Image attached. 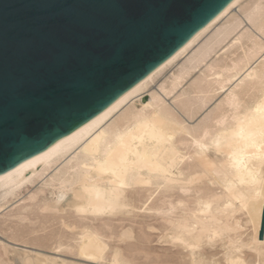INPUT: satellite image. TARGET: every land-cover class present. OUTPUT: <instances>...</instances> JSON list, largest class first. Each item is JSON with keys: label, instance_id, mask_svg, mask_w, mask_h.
<instances>
[{"label": "bare ground", "instance_id": "1", "mask_svg": "<svg viewBox=\"0 0 264 264\" xmlns=\"http://www.w3.org/2000/svg\"><path fill=\"white\" fill-rule=\"evenodd\" d=\"M235 5L249 26L231 13L194 47L199 37ZM182 55H187L185 60L169 70L170 75L166 73L167 79L157 83L160 92L148 88ZM199 65H203L200 73L176 92L186 77L197 71L196 67L199 70ZM262 74L264 0H233L110 106L0 176V214L6 204L9 208L0 215V228L6 220L14 222L7 226L11 231L24 222L39 221V227L34 228L30 222L33 229L18 230L19 241L27 244L24 234L33 236L45 228L47 231V224L58 223L47 235L36 233L33 240L47 239L55 245V251L72 252L83 259L90 256L92 259L85 260L92 263L107 260L110 264H145L135 254L127 255L120 244L114 242L111 247L109 242H132L133 224L143 225L140 217L159 218L158 229L155 224H145L147 232L162 231L163 241L184 250V264H264V228L263 237H259L264 183H252L253 176L258 181L264 179V162L257 158V149L246 147L248 120L259 117L254 110L264 102L260 89L253 86L258 85ZM219 92L222 95L216 101ZM242 94L247 98L238 110L237 98ZM166 95L172 96L175 106L165 101ZM201 111L202 116L194 118ZM193 119L197 121L192 123ZM213 132L219 136V148L212 139H205ZM224 132L228 133L226 137L220 135ZM38 167L42 174L48 168L52 171L44 174L45 178L40 174L43 179L39 186L34 185L36 188L27 194L22 192L18 202L9 206L22 186L33 183L35 176L31 175ZM215 244L221 248L218 256L204 252L205 246L213 250ZM0 245V264H73L53 261L52 256L50 260L9 250L3 242Z\"/></svg>", "mask_w": 264, "mask_h": 264}, {"label": "water", "instance_id": "2", "mask_svg": "<svg viewBox=\"0 0 264 264\" xmlns=\"http://www.w3.org/2000/svg\"><path fill=\"white\" fill-rule=\"evenodd\" d=\"M233 0H0V176L98 115ZM264 208L259 237H263Z\"/></svg>", "mask_w": 264, "mask_h": 264}, {"label": "rangeland", "instance_id": "3", "mask_svg": "<svg viewBox=\"0 0 264 264\" xmlns=\"http://www.w3.org/2000/svg\"><path fill=\"white\" fill-rule=\"evenodd\" d=\"M236 8V9H235ZM237 12V13H236ZM229 13V14H228ZM227 14H225L222 18H220L213 26H211L204 34H202L200 37H199V39L193 44L194 45V47H197V45L198 44H200L201 43V40L203 41V40H205L206 38H207V36H209V34H211V31H213L217 26H219L218 24H221L222 22H224L229 16H231L232 14L237 18V20H239V21H241V19L243 18V15H242V13H241V11H240V9H239V6H237V5H235V6H233L231 9H230V11L228 12ZM232 13V14H231ZM238 13H240V14H238ZM237 14V15H236ZM228 15V16H227ZM226 16V17H225ZM240 16H242V17H240ZM225 17V18H224ZM240 17V18H239ZM221 19L223 20V21H221ZM244 20V21H243ZM243 24L245 25L246 23V25H248L249 26V23L247 22V20L246 19H244L243 18ZM246 20V21H245ZM244 25H240L242 28H245V27H247V26H244ZM240 29V28H239ZM224 43H222L221 45H223ZM194 47H191V49L192 48H194ZM193 50V49H192ZM191 50H190V48L186 51V52H188V54H189V52H190ZM186 54V53H185ZM184 54V55H185ZM184 55H182L183 56V58H182V56H180V58L178 57L177 59H176V61H174L173 63H172V66H168L165 70H163L162 71V73L160 74L161 76H156L155 77V79H154V82L152 81V84L150 83V86L151 87H148V88H150L151 90H154V91H158V92H160V90H158L159 89V87L158 86H156V85H158L159 83H160V81H163V80H165V79H167V77H168V75H170V73H171V71L172 70H175L176 68L175 67H177L178 66V63L179 62H181V61H183V60H185V57L187 56H185L184 57ZM212 56H213V54H212ZM209 58H211V57H209ZM209 58H207V60L206 61H208L209 60ZM177 64V65H176ZM205 64V62H203V65ZM203 65H199V70H198V68L196 67V69H197V71H195L194 69L192 70V73L193 74H189L187 77H186V79H185V82H184V84L182 83L180 86L181 87H179L178 89H176V92L178 91V90H180L181 88H186L187 87V85H188V81H190L193 77H195L197 74H199L200 73V71L202 70V68H200V67H203ZM170 68V69H169ZM173 68V69H172ZM169 70H171L170 72H169ZM168 72V73H167ZM168 75H167V74ZM164 75V76H163ZM158 77V78H157ZM190 77V78H189ZM188 79V80H187ZM187 81V82H186ZM159 82V83H158ZM158 83V84H157ZM153 85V86H152ZM154 87V88H153ZM223 92V91H222ZM222 92H219L215 97H217V98H215L216 99V101H217V99H219L218 97H219V95L221 96L222 95ZM175 93V92H174ZM221 93V94H220ZM173 95V94H172ZM167 96L169 97V98H167ZM164 98H166L165 99V101L166 102H168L169 104H171V105H174L175 106V104H173V101H172V96H170V95H166V96H164ZM214 98L212 99V100H214ZM171 99V100H170ZM168 100V101H167ZM171 102V103H170ZM213 103L215 102V101H212ZM212 102H210V103H212ZM213 103L210 105L209 104V107H211L212 105H213ZM208 106V105H207ZM206 106V110L209 108V107H207ZM206 110H202L203 111V113L206 111ZM202 111H201V113H199V116H198V114L196 115V117H194V118H197V119H199L200 118V115L202 116ZM190 120H192V119H190ZM189 120V121H190ZM197 120L195 119V122H196ZM192 122V121H191ZM194 122V119H193V122L192 123H195ZM54 167L56 166V165H53ZM53 166L51 167V169L53 170L54 168H53ZM40 167H38L36 170H38V171H36V175L34 174H32L31 176H35V177H32L34 180H33V183H30V184H25L24 186H22L21 187V189H20V193H19V195H17L15 198H13L9 203H12V204H9V206L10 205H12L13 206V204L15 205L17 202H16V200L17 199H19L21 196H22V192H23V194H27L28 193V191H30V190H33L34 189V187L36 186H39V184H40V182L42 181L40 178H42V177H39L40 176V174H41V176H43L44 178H45V176H44V174L46 175V173L47 174H49L52 170L51 169H47L46 171V173H44L45 172V170H44V174H42V172L40 173V169H39ZM43 171V170H42ZM37 173H38V175H37ZM38 177V179L39 180H35L37 177ZM43 179V178H42ZM39 182V183H38ZM32 184V185H31ZM27 185V186H26ZM30 185H31V189H30ZM35 185V186H34ZM26 186V187H25ZM25 187V188H24ZM29 187V188H28ZM35 187V188H36ZM22 190V191H21ZM25 191H27L26 193H25ZM14 201L16 202V203H14ZM7 206H5V207H7L8 208V204H6ZM4 207V208H5ZM7 208L6 209H2L3 210V212H6L7 211ZM9 209V208H8ZM1 210V211H2ZM2 212V213H3ZM1 213V214H2ZM55 213H59V212H55ZM0 214V215H1ZM142 217H140V221L143 223V225H142V227H138L136 224H133V227H134V235H135V239L134 238H131V240H132V242H130V241H128V242H125V243H127V244H125L124 245V242H120V243H117V241H115V240H112V241H110L109 243H110V246L111 247H113L114 245V242H115V245H118V244H120L119 245V247H121V248H123L124 249V251L126 252V254L127 255H136L137 256V259L138 260H140L141 262H143L144 261V263L145 264H173V263H175V264H184V250H182L179 246L177 247V246H175L174 244H170V242H168V241H163V240H165V239H161L162 238V231H160V232H158V230H156V229H158L157 227L158 226H160L161 225V221H160V219L159 218H147V217H143V219H141ZM145 219H147V221L145 220ZM149 219V220H148ZM7 221V222H6ZM5 221V223L4 224H2L1 225V228H0V244H2V242H3V245H5V247L6 248H8L9 250H16V251H19V252H25V253H27V254H29V255H34V256H39V257H41V258H43V256H44V258L46 257L47 259H50V260H52L53 259V261H66L67 260V262L69 261V262H72L73 261V264H89V262L90 263H92V261L90 260H85V258L83 259L82 257H78V255L77 254H74V253H72V252H70V253H72V254H68V253H65L64 252V250L63 251H59L57 248H56V251H55V245L54 244H52L51 243V241H49V240H47V239H41V240H38V241H36V240H33V238H35V237H33V236H35L36 235V233H39L40 232V234H37V235H47L48 233H50V230H52V229H55L57 226H59V224L57 223H54V225H48L47 224V226L46 227H48L47 228V231H46V228L44 229L46 232H44V230H42L43 232H44V234L43 233H41L42 231H37L36 233L34 232L33 233V236L30 234V235H26V234H24L25 235V239L24 240H27V244H25V242H23L22 241V239L19 241V236L17 235V234H19L20 232L18 231V230H21V231H28L29 229H30V227H31V229H33V227L35 228V226H38L39 227V221L37 222H35L34 223V221L32 222V221H29V222H24L21 226H19L17 229L18 230H15V228H14V230L13 231H11V230H9L8 228H7V226L8 225H14V222L13 221H8V220H6ZM117 220H115L113 223H115ZM144 221V222H143ZM151 221V222H150ZM152 221H153V223H152ZM155 221V222H154ZM31 222V223H30ZM11 223V224H10ZM35 224L33 227H32V225L29 227V225L28 224ZM37 223V224H36ZM117 223H118V221H117ZM117 223H115V224H117ZM146 223H151L152 225H156L155 227H156V229H155V231H152V230H150V229H148L149 231H151V232H153L152 234H151V232H147V227L145 226V224ZM24 224H27L26 226H28L27 228L24 226ZM4 225V226H3ZM2 227H4V228H2ZM6 228V229H5ZM37 228V227H36ZM38 229V228H37ZM36 229V230H37ZM140 229H141V232H140ZM4 230H6L7 232H5ZM160 230V229H159ZM2 232H4V233H6V235H4V233H2ZM48 232V233H47ZM142 232H143V234H142ZM11 234V236H9ZM155 234V235H154ZM161 235V236H159L160 237V241L162 240L163 242H161V244H160V241H159V238H158V235ZM143 236V237H142ZM149 236H151V237H149ZM156 236V237H155ZM13 238L14 237V240L13 239H10V238ZM17 237V238H16ZM141 237H142V239H141ZM154 237V238H153ZM2 238V239H1ZM17 239V240H16ZM152 239H153V241H152ZM158 239V240H157ZM3 240V241H2ZM130 240V239H129ZM135 240H136V242H135ZM155 240H157L155 243L156 244H153L154 243V241ZM47 241V242H46ZM152 243H151V242ZM23 242V243H22ZM34 242V244H32ZM44 242V243H43ZM46 242V243H45ZM134 242V243H133ZM137 242H139L140 244L138 245V243ZM158 242H159V244H158ZM49 243V244H48ZM111 243H113V244H111ZM117 243V244H116ZM144 243H146L145 245H144ZM149 243V244H148ZM168 243V244H167ZM32 244V245H31ZM35 245H37V247L35 246ZM38 245H41V246H38ZM122 245H123V247H122ZM147 245H148V247H147ZM151 245V246H150ZM171 245H173L174 247H172ZM1 246V245H0ZM150 246V247H149ZM13 247V248H12ZM51 248L52 247V249H49V248ZM219 247V248H218ZM54 248V249H53ZM216 248H218V249H216ZM141 249V250H140ZM151 251H150V250ZM159 249V250H158ZM21 250H24V251H21ZM161 250V251H160ZM204 250V252L206 253V254H210V253H216L217 254V256H218V253H220L221 252V248H220V246H219V244H215V247L213 248V250H212V248L210 247V249H209V247L208 246H205V248L203 249ZM38 251H39V253H38ZM66 251V250H65ZM142 251V252H141ZM154 251H156V252H159L158 254L160 255H156V254H154V253H152V252H154ZM144 252V253H143ZM166 252V253H165ZM183 252V253H182ZM39 254H41V255H39ZM48 255V256H47ZM77 255V256H76ZM54 257V258H52V257ZM147 256V257H146ZM155 256V257H154ZM216 256V257H217ZM50 257V258H49ZM160 257L162 258V259H160ZM249 257H251V256H249L248 255V258ZM52 258V259H51ZM63 259V260H62ZM147 259V260H146ZM76 260V261H75ZM80 260H82V261H80ZM83 260H85V261H83ZM80 261V262H79ZM88 263H87V262ZM139 261V262H140ZM159 261V262H158ZM162 261V262H161ZM171 261V262H170ZM85 262V263H84ZM92 264H110V262L108 263V261L107 260H102V261H93V263Z\"/></svg>", "mask_w": 264, "mask_h": 264}, {"label": "snow or ice", "instance_id": "4", "mask_svg": "<svg viewBox=\"0 0 264 264\" xmlns=\"http://www.w3.org/2000/svg\"><path fill=\"white\" fill-rule=\"evenodd\" d=\"M254 87H258L260 89L261 95L264 96V74H262L259 77V83L258 85H253ZM243 92V90H242ZM246 95H241L237 98V109L240 110L244 107L245 101H246ZM256 113H259V117H251L248 120L249 123V131L246 135L247 144L246 147L257 149V158L260 159L262 162H264V102L257 105L255 110ZM225 120L228 119L227 116L224 117ZM220 135L227 136L228 133L224 132ZM205 139H212L215 146L217 148L220 147V139L219 136L216 135L215 132H213L211 135L206 134ZM211 147V145H210ZM264 167V163L261 165ZM215 167V165H213ZM257 182L264 183V179L257 180L255 176H253L252 183L255 184ZM85 259H92L90 256H86Z\"/></svg>", "mask_w": 264, "mask_h": 264}]
</instances>
